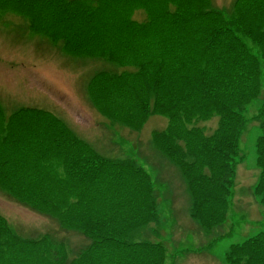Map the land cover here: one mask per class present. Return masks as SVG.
Wrapping results in <instances>:
<instances>
[{"label":"rangeland","instance_id":"rangeland-1","mask_svg":"<svg viewBox=\"0 0 264 264\" xmlns=\"http://www.w3.org/2000/svg\"><path fill=\"white\" fill-rule=\"evenodd\" d=\"M237 1L0 0V180L6 183L0 185V216L18 236L42 241L37 250H25L23 264L57 263L71 250L87 252L89 238L106 232L109 223L125 227V215L136 206L127 198L135 193L134 182L115 188L116 201L112 199L108 207L94 201L95 196L111 193V182L98 183L118 170L114 165L105 164L106 171L100 166L113 158L146 165L153 172L151 181L157 180L154 174L162 177L165 190L173 193L169 200L164 197V204L174 201V206L167 204L159 212L160 220L144 229V240L163 244L166 264H231L226 257L229 247L264 231V208L255 192L259 124L248 119L241 134L240 145L248 158L234 167L227 223L211 231L190 217L187 183L178 163L187 149L174 131L179 107L202 105L200 111L189 112L200 114L205 105L195 93L197 80H187L184 89L181 83L185 70L190 76L195 73L191 62L197 69L205 67L201 42L213 21L229 27L225 32L229 41L234 45L239 41L260 60L261 96L245 116L255 114L262 103L264 21ZM206 9L220 11L211 25L210 18L206 22L200 16ZM175 14L186 21L179 28L174 27L177 20L170 25ZM255 22L259 24L253 26ZM237 25L243 28L237 31ZM173 33L186 39L183 51L176 50ZM171 42L175 54L172 48L170 53L166 50ZM218 43L226 44L223 39ZM157 48L163 51L153 56ZM106 74L112 81L99 83ZM142 85L159 96L147 99ZM207 121L198 126L213 132L217 119ZM164 143L172 150H161ZM105 186L108 189H102ZM144 192L139 185L135 193L139 202L145 200ZM48 249L57 253L51 261L41 258L49 255Z\"/></svg>","mask_w":264,"mask_h":264},{"label":"trees","instance_id":"trees-1","mask_svg":"<svg viewBox=\"0 0 264 264\" xmlns=\"http://www.w3.org/2000/svg\"><path fill=\"white\" fill-rule=\"evenodd\" d=\"M192 4L208 5L206 1H193ZM236 5L251 8L257 18L264 21V0H238ZM219 12L218 10L206 9V13L200 12V16L204 20L206 19V22H209L208 19L210 18L209 23L211 25L212 19L216 20ZM172 17L174 19L171 20L170 25L177 20L174 27L179 28L186 22L182 16L178 19L177 14L172 15ZM217 21H213L212 26L207 31L209 33L202 38L204 41L201 44L205 48L207 57L205 67L202 70L197 69L195 64L191 62L190 65L195 69V73L190 76V71L185 70V79L181 83V88L184 89L188 86L187 80L190 82L197 80V84H194L196 86L195 93L201 103L202 98H204L205 105H203L200 114H190L189 112L200 111L202 105L196 107L197 109L194 105L192 109L182 105L179 107V116L176 117V123H174V131L178 139L184 142H181L180 146L182 148L186 146L187 149L186 151L182 149L184 152L180 154L181 159L178 163L187 183L190 217L208 231L220 227L228 221V212L233 205L235 168L248 158L240 145L241 134L248 123V119L250 122L258 123L261 132L254 149L258 169L255 192L260 197L259 205L264 208V97L256 113L249 118L245 116L255 98L261 96L262 88L260 90V86H257L259 74L263 75L259 68L260 60L245 45L242 46L239 41L234 40L236 45L233 44L232 39L229 41L230 37L225 33L229 31V27L227 28L223 23V29ZM257 24L259 22H255L253 26ZM242 28V25H237L236 30L240 31ZM174 37L177 38L175 41L172 39L176 50L183 51L185 45L182 44L186 42V39L181 34L174 35ZM220 39L225 40L226 44L219 45ZM172 42L166 44V50L169 52L172 48L171 52L175 54L176 50L172 47ZM162 51L161 48H157L156 52H153L155 54L152 55L158 56ZM146 54V52L143 53V55ZM261 60L264 64V52ZM180 66L184 68L183 64ZM111 77L113 76L111 75ZM109 79V75L106 74L101 77L99 83H107ZM148 86L142 85L141 87V91L144 92L147 99L152 96L155 97L156 94L159 96L158 92H152ZM184 95V93L181 94L182 97ZM149 108L145 105L144 112L148 113ZM194 116L197 117L195 120ZM215 119H217V127L213 132H208L205 127L198 126L199 122L207 123L210 122L207 120ZM160 148L163 151L172 150V146L166 143L160 145ZM173 155L174 153L171 152L170 156ZM105 164L109 167L114 165L118 170H115L110 178L98 183L102 186L111 182V193L103 192L105 197L103 195L95 196V202L98 201L99 205L108 207L107 204H110L112 199L113 202L116 201L113 198L115 188L121 186L124 189L130 186L129 184L132 182L137 185L133 188L135 193L138 192L139 185L145 191V200L139 202L135 193L128 194L127 198L135 202L136 206L133 212H128L125 215L128 217L123 223L125 227L119 228L109 223L111 227H104L107 228L106 232L100 230L99 233H96L105 239L99 240L97 235L93 239L88 237L90 241L87 245L90 244V246L87 252H82V250L78 252L74 249V251L71 250L70 253L66 254L64 259L59 256L57 263H53L51 256L57 253L48 249L49 255L41 258L51 261L50 264H96L99 260L107 264H166V249L163 244L160 243L161 247L160 244L144 240L146 225L159 219L156 209L159 197L157 190H155L156 185L151 181L149 173L145 168L137 167L131 159L113 158L105 160L100 166L106 171ZM98 167H95L96 172L99 171ZM3 184L6 185L0 180V185L4 186ZM102 189H108V187L105 186ZM28 201L33 204L32 200ZM123 209L125 211V207ZM102 214L107 215L106 212ZM153 236H157L156 233ZM221 239L219 237L218 240ZM38 243L42 244V241L22 238L15 234L6 220L0 216V264H23L27 262L25 250L31 247L37 250ZM229 249L226 257H228L227 261H231V264H264V231L248 237L240 243L232 244ZM60 258L61 263H59Z\"/></svg>","mask_w":264,"mask_h":264},{"label":"crops","instance_id":"crops-1","mask_svg":"<svg viewBox=\"0 0 264 264\" xmlns=\"http://www.w3.org/2000/svg\"><path fill=\"white\" fill-rule=\"evenodd\" d=\"M167 204L171 205V203H167ZM167 204H165L164 206H160V211H163V207L166 208L167 207Z\"/></svg>","mask_w":264,"mask_h":264}]
</instances>
